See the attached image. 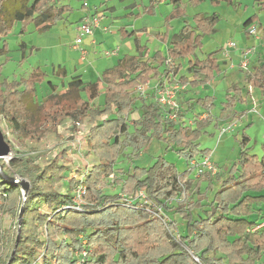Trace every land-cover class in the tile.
<instances>
[{
    "label": "trees",
    "instance_id": "obj_1",
    "mask_svg": "<svg viewBox=\"0 0 264 264\" xmlns=\"http://www.w3.org/2000/svg\"><path fill=\"white\" fill-rule=\"evenodd\" d=\"M156 1L150 0L145 12L152 13ZM186 1L195 6L203 0H168L172 9L164 19L167 29L173 19L185 16ZM254 1L264 9V0ZM221 2L233 0H210L214 6ZM68 10L69 5H59L58 0H0V37L16 22L32 21L37 28H47ZM256 18L250 15L244 27ZM218 20L216 13H194L170 37L165 52L158 49L148 56L145 45L135 39L136 52L122 55L97 81L73 74L60 90L48 81L51 91L41 100L36 84L44 81V73L33 71L27 79L9 81L1 79L0 64V116L21 142H40L64 120L73 127L87 120L91 125L86 144L96 157L90 168L76 170L65 181L64 192L56 188L70 172L64 150L44 163L18 150L8 164L0 159L1 171L29 184L19 220L23 191L0 175V223L3 210L17 219L7 231L0 227V264L7 263L13 249L10 264H264V227L253 230L264 220V141L261 155L252 153L247 126L243 127L239 155L231 166H217L216 173L205 171L197 179V187L206 181L208 201L185 196L169 203L181 197L183 185L190 182L189 160L210 154L199 139L215 118L200 117L187 99L185 107L178 102L177 119H171L152 92L142 96L136 90L151 79L162 82L177 75L190 88L206 85L220 72V49L204 57L195 52L203 46V37L215 31ZM121 33L131 35L133 30L122 28ZM5 51L4 44L0 53ZM185 59L190 77L180 73ZM58 74L66 76V70L60 68ZM243 80L247 87L264 91V60L244 70ZM242 89L236 83L226 88L223 110L244 101ZM194 102L206 110L214 107L208 95ZM133 112L137 125L131 127ZM190 112L193 120L188 122ZM153 139L183 157L186 168L180 171L164 154L146 166L137 164ZM123 156L130 161L126 167ZM111 184L117 192L107 191ZM79 185L84 192L77 209L71 205ZM139 190L146 202L135 198Z\"/></svg>",
    "mask_w": 264,
    "mask_h": 264
},
{
    "label": "rangeland",
    "instance_id": "obj_2",
    "mask_svg": "<svg viewBox=\"0 0 264 264\" xmlns=\"http://www.w3.org/2000/svg\"><path fill=\"white\" fill-rule=\"evenodd\" d=\"M83 3L84 5L82 6ZM58 4L69 5V10L63 13L61 18L57 19L49 27L37 28L32 21L16 22L0 37V47L5 44L6 49L5 52L0 53V64H2L1 79L9 81L21 80L27 79L33 71L44 73V81L36 84V95L41 100L51 91L48 81L56 84L58 90L65 88L66 82L73 74L81 75L85 81H97L101 72L108 66L113 65L122 55L136 52L135 39H138L140 44L145 45L146 56L157 49L165 52L170 37L178 31L185 19L191 20L192 15L196 12L208 14L214 12L219 15L216 29L211 34L203 37V46L197 49L195 54L198 57H204L207 53L220 49L218 54L220 65L224 66V64L229 63L231 68L228 67L229 72L227 74L224 72L221 75H216L215 78L219 80V83L214 84L215 81H213L209 84L208 82L206 86L200 88H190L187 84L186 88L179 92L177 100L185 107L183 103L189 99L193 108L197 109V114L200 117L210 114L215 118V124L212 123L206 128L207 132L201 135L199 142L201 148H209L211 150L210 160L216 166L227 169L236 160L240 150L238 142L240 133L245 126H247L245 127L246 133L250 137L251 152L261 155V143L264 141V119L259 118L258 115L252 116V114H249L246 118H240L233 110L222 109V100H225L224 91L229 79L234 80L239 86L243 83L242 71L238 67V56L241 50L249 47L253 48V53H260V50L264 51V45L262 47L260 44L251 45L254 36L250 35L248 30L254 24L250 23L246 27L243 26L245 18L256 13L264 27V9H257L254 0H241V5L235 7L225 2L214 6L210 3V0H203L195 6L187 4L185 16L173 19L168 29L164 19L171 11L172 5L165 3L164 0H158L153 4L152 13L145 12V9L150 6V0H58ZM85 13L98 15L100 24L94 28V31L96 30L94 35L97 39L96 46L88 44L89 36L83 37L80 46L87 54L83 60L79 61L80 51L74 49L73 44L77 36L76 26ZM124 26L130 31L133 30V33L131 35H122L120 29ZM104 27H106V30L103 29ZM103 35L105 36L104 38ZM109 36L114 37L116 40L112 39L110 41L109 38L107 39ZM101 39L103 43L100 41ZM227 41H233L236 47L229 49L225 53L223 50ZM116 48L118 49L117 53L105 54V52L114 51ZM182 62L185 68H182L180 73L184 74L186 73V60ZM60 68L66 70V76L58 74ZM225 77L229 78L224 80ZM155 80H149V86H152ZM99 83L102 90L103 83ZM146 91L147 95L152 92L150 87ZM206 92L215 96V104L211 110L203 109L195 105L194 102L195 98L203 96ZM101 99L102 95L95 103H99ZM245 106H248V104L240 105L238 103L233 108L240 113ZM186 117H188L187 121L191 122L193 113H187ZM136 119L137 113L133 112L130 115L131 127L137 125ZM251 119H253V123H251ZM90 125L87 120H84L76 127H73L67 119L58 125L55 132H51L40 142H32L30 140L21 142L0 116V137L9 150V153L0 159L8 164L15 150H18L21 154H28L35 157L39 163H44L64 150L66 152L65 159L69 161L70 172L65 175L64 183L56 187L59 191L64 192L67 189L65 181H68L72 174L75 175L76 170L77 172L84 171L96 162L95 155L88 152L86 144V136ZM223 127L227 128V131L220 133ZM160 154H164V157L168 161L173 162L180 171L186 168V162L183 157L178 156L170 147L166 149V145L163 142L155 139L142 151L136 163L146 166L153 162L155 156ZM124 157L121 162H124ZM121 162H118V165ZM129 164V159H126L124 167ZM6 174L18 176L10 171H6ZM190 177V182L183 185L184 189L181 197L171 200L169 203L178 202L179 198L181 201L185 196L191 199L201 196L203 197V202L208 201L211 193L204 192L206 181H202L197 187L198 177L193 172H191ZM107 191L109 193L117 192L112 184L107 187ZM175 217L180 225L181 219L179 215H175ZM16 220L10 212L3 210L1 212V230L7 231L9 228H13ZM58 237L61 236L59 235ZM262 261H264V255Z\"/></svg>",
    "mask_w": 264,
    "mask_h": 264
},
{
    "label": "built area",
    "instance_id": "obj_3",
    "mask_svg": "<svg viewBox=\"0 0 264 264\" xmlns=\"http://www.w3.org/2000/svg\"><path fill=\"white\" fill-rule=\"evenodd\" d=\"M84 5V3H83ZM100 17L95 14L85 13L79 20V23L76 26L77 36L75 38L73 47L79 49L81 59H84L86 55V51L80 46L82 39L84 36H90L93 34L94 28L99 26ZM106 30V27L103 28ZM258 27L256 25H252L248 33L253 35L254 38H258ZM236 47V44L233 41H227L224 46V52L226 53L229 49ZM117 48L111 52H105V54H114L117 53ZM253 53V48L246 47L241 50L239 53V62L238 67L240 70L244 71L249 67V61L251 55ZM187 83H182L177 76L174 79L164 80L162 82L155 80L152 86H149V82L147 84L138 85L136 87L137 92L142 96H147V88L150 87L152 93L154 95V99L157 101L159 105L164 107L169 112L167 113L168 117L176 120L177 114L176 110L179 108V104L177 101L178 93L186 88ZM149 94V93H148ZM227 131V128L223 127L220 133H224ZM188 168L192 170L196 177H199L201 173L208 171L211 174L216 173L218 167L212 163L210 160V154L194 157L188 162ZM84 192V187L77 186L74 188L73 193V208H79V204L81 202V194ZM135 198H138L142 201L146 202V196L142 190L137 191ZM171 200H169L170 202ZM264 227V220L253 227V230Z\"/></svg>",
    "mask_w": 264,
    "mask_h": 264
},
{
    "label": "crops",
    "instance_id": "obj_4",
    "mask_svg": "<svg viewBox=\"0 0 264 264\" xmlns=\"http://www.w3.org/2000/svg\"><path fill=\"white\" fill-rule=\"evenodd\" d=\"M164 2L166 3H168V0H164ZM226 3V2H225ZM187 4H189L188 3V1H186L185 2V4L183 5V7L184 8H186V6H187ZM226 4H229V3H226ZM254 4H256V6H257V9H259V7H258V5H257V3L254 1ZM230 5H233L234 7L235 6H240L241 5V0H233V3H231ZM186 10V9H185ZM260 10V9H259ZM214 13V12H213ZM206 14H208V13H206ZM212 14V13H211ZM253 14H256V13H253ZM252 15V14H251ZM257 15V14H256ZM218 17H219V15H218ZM249 17V16H248ZM247 17V18H248ZM247 18H245V20L247 19ZM244 20V21H245ZM219 21V20H218ZM244 21H243V23H244ZM218 23V22H217ZM254 25L255 24H257L256 26L258 27V30H259V32H258V38H253V40H252V44L251 45H256V44H260V46L262 47V45H264V27L262 26V23H261V21L259 20V18H258V15H257V18H256V20L254 21V22H252ZM259 23V24H258ZM217 25V24H216ZM244 26V25H243ZM122 28H124L125 30H127V31H130V30H128V28L126 27V26H124V27H122ZM122 28L120 29V32H121V30H122ZM215 29H216V26H215ZM96 31V30H95ZM95 31H94V33L92 34V35H90L89 36V39H88V41H89V45H92V46H96L97 45V39L94 37V35H95ZM103 32H105V31H103ZM106 35V34H105ZM123 35V34H122ZM105 36L103 35V38H104ZM110 39V41H112V39L113 40H116L114 37H107V39ZM102 43H103V40L101 39L100 40ZM262 43V44H261ZM167 44H168V42H167ZM260 47V48H261ZM74 49H76L75 47H73ZM255 49H256V47H255ZM76 50H78L79 51V49H76ZM158 50V49H157ZM86 54H87V52H86ZM81 56V55H80ZM254 56H255V58H254ZM85 57H86V55H85ZM230 57H231V55H230ZM239 57V56H238ZM80 60H83V59H81V57L79 58V61ZM186 60V59H185ZM218 60H219V56H218ZM225 60H228V59H225ZM262 60H264V51H262V50H260V53H253V57L251 56V58H250V61H249V67H251V66H253V65H256V64H259ZM181 61H183V60H181ZM187 61V60H186ZM230 64L229 63H226V64H224V66H222V65H220V72L218 73V74H223L224 72H225V74H227L228 72H229V68H231L230 66H229ZM109 67V66H108ZM229 67V68H228ZM185 67H184V65H183V69H184ZM228 68V69H227ZM240 70V69H239ZM240 71H242V70H240ZM186 73L187 74H189L187 71H186ZM186 73H184L185 75H187ZM181 74H183V73H181ZM217 75V74H216ZM216 75L214 76V78L213 79H211L210 81H209V84L210 83H212L213 81H215V83L214 84H216V83H219V80H217L215 77H216ZM242 85L241 86H243V89H242V98L244 99V101L243 102H237L236 104H238V103H240V105H246V104H248V106H245V108H243V110L240 112V113H238L236 110H234V108H233V106L231 107V108H229V109H231V110H233V112L235 113V114H237V116L238 117H240V118H242V117H248V115L249 114H252V116L254 115V116H257L258 115V117L259 118H261V119H264V91H262V90H260V89H258V88H252V87H247L246 86V84H245V82H244V80H243V71H242ZM188 77H190V74L189 75H187ZM177 77H178V75H177ZM226 78H229V77H225L224 78V80H226ZM235 83V81L234 80H230L229 79V83L227 84L228 86H230L231 84H234ZM207 85V84H206ZM206 85H204V86H206ZM226 85V87H225V91H224V96H225V93H226V88L228 87ZM203 86V87H204ZM198 88H200V87H198ZM248 89V90H247ZM205 95H208V96H211L212 98H213V101H214V104H215V99H214V95L213 94H210L209 92H206L203 96H205ZM203 96H200V97H203ZM199 97V96H198ZM222 102H223V100H222ZM235 104V105H236ZM234 105V106H235ZM257 109H258V112H257ZM228 110V109H227ZM251 123H253V119H251ZM198 157V156H197Z\"/></svg>",
    "mask_w": 264,
    "mask_h": 264
},
{
    "label": "water",
    "instance_id": "obj_5",
    "mask_svg": "<svg viewBox=\"0 0 264 264\" xmlns=\"http://www.w3.org/2000/svg\"><path fill=\"white\" fill-rule=\"evenodd\" d=\"M8 153H9V150L6 148L5 144L3 143V141L1 140V137H0V158L3 157L4 155H7ZM0 175L2 176L4 181L18 184L20 189H21V191H23V198H22V202H21V205H20L19 215H18V218L20 220L21 216H22L23 200L25 199V192L24 191L27 190L29 184H28L26 179H24V178H22L20 176L8 175V174H6L5 172H3L1 170H0ZM18 237H19V230L17 231L15 246L17 244ZM13 253H14V249L12 250L10 258L8 259L6 264H10V260H11V257L13 255Z\"/></svg>",
    "mask_w": 264,
    "mask_h": 264
}]
</instances>
